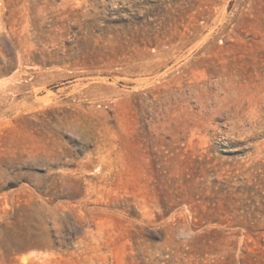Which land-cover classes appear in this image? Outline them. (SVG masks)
I'll list each match as a JSON object with an SVG mask.
<instances>
[{
  "label": "rangeland",
  "instance_id": "1",
  "mask_svg": "<svg viewBox=\"0 0 264 264\" xmlns=\"http://www.w3.org/2000/svg\"><path fill=\"white\" fill-rule=\"evenodd\" d=\"M0 264H264V0H0Z\"/></svg>",
  "mask_w": 264,
  "mask_h": 264
}]
</instances>
